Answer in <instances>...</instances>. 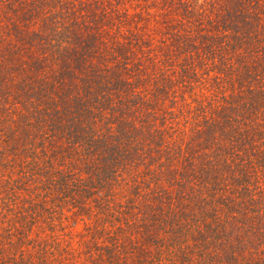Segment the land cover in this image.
I'll list each match as a JSON object with an SVG mask.
<instances>
[{"label": "trees", "instance_id": "16d2710c", "mask_svg": "<svg viewBox=\"0 0 264 264\" xmlns=\"http://www.w3.org/2000/svg\"><path fill=\"white\" fill-rule=\"evenodd\" d=\"M0 264H264V0H0Z\"/></svg>", "mask_w": 264, "mask_h": 264}]
</instances>
